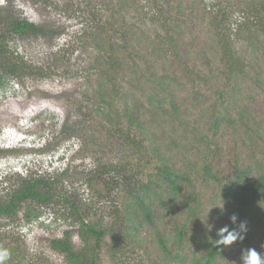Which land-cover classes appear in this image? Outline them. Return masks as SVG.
<instances>
[{
  "label": "rangeland",
  "instance_id": "374dc122",
  "mask_svg": "<svg viewBox=\"0 0 264 264\" xmlns=\"http://www.w3.org/2000/svg\"><path fill=\"white\" fill-rule=\"evenodd\" d=\"M262 1L0 0L6 20L48 31L17 35L0 21L1 64L24 61L20 76L0 77V200L30 180L55 189L51 204L28 199L0 215L5 264H70L51 244L67 233L88 264H193L233 213L247 221L246 238L222 246L213 264L264 251V191L248 213L235 198L264 170ZM222 37L243 67L231 82ZM19 131L45 139L44 154L1 149ZM24 154L39 171L6 175ZM161 169L173 171L176 193ZM79 215L104 230L101 240Z\"/></svg>",
  "mask_w": 264,
  "mask_h": 264
},
{
  "label": "trees",
  "instance_id": "16d2710c",
  "mask_svg": "<svg viewBox=\"0 0 264 264\" xmlns=\"http://www.w3.org/2000/svg\"><path fill=\"white\" fill-rule=\"evenodd\" d=\"M259 4H260L259 7L262 8V11H264V1H262L261 3L259 2ZM259 7H258V10H259ZM1 13H2V7H0V14ZM261 19H263V17ZM257 20H259V18ZM0 21L7 23L9 27V31L12 32L13 34L24 35V34H29V33H36V34L46 35L48 33L45 27L40 26L34 22H31L23 18L11 17L6 20L5 17L1 15ZM262 29L264 31V22L262 25ZM220 48H221V60L226 65L222 73L226 81L231 82L233 81L235 76H237L238 73L243 72V67H242V64L240 63L241 62L240 59L236 58V56L232 52V46L229 45V40L226 37H222L220 41ZM1 50H3V52L7 50L6 43H0V54H2ZM6 59L7 60L5 63L1 64L0 62V77L2 76L1 75L2 72L3 74H8L9 76H11V78L20 76V73H21L20 65L24 61L22 59L14 60V61L9 58H6ZM179 59H180V63L182 64L184 71H186L189 74H194L196 72V70H194V68H192L188 64L187 61L182 60L181 58ZM209 63H211V61H209L207 64ZM196 76H197L196 77L197 79H201L203 77V75L202 76L196 75ZM100 93H101L100 95L102 98L101 100H105L106 92L101 91ZM115 94H118L117 91H115ZM148 99L153 101L155 97L149 96ZM97 109L99 111V106L97 107ZM206 168H208V165ZM161 171L162 173L167 175V180L173 186L172 191L176 193L178 191L179 186L177 185L176 181L172 179L173 171L171 172L168 169H161ZM244 173H246V171ZM243 175L244 174L242 173L241 177ZM263 191H264V170L260 171L259 180L254 186L253 191L251 192L250 195H248L247 197H245L242 194L235 195L236 202L240 206L239 207L240 210L242 208L243 212L248 213L249 209L251 208V205H254L257 202V198L261 195ZM28 199L39 201L41 204H51L52 202H54L55 189L53 188L51 181H48L45 178H40L37 180H30V181L25 182L19 189H17L11 195L9 199H7V201L6 199L0 200V215L15 214L18 210V207L24 201H27ZM190 210L194 211V208H191ZM150 215H151L150 213H146V216L148 219H150ZM79 217L81 218L82 225L86 228L85 234L87 236L95 235L99 240L103 238L105 234L104 230L96 229L93 225H90L88 222H86L81 215H79ZM183 232H184L183 229H180L178 231V243H181L183 240ZM51 244L54 249L65 253V255L67 256V260L70 264H88V259L85 256V252L84 251L76 252L73 249V245L69 239L68 233L65 239H52ZM160 244L164 248V250L167 251L166 240L163 238H160ZM223 252L224 251H223L222 245H216V241H215L212 247L208 248L207 254L204 257L195 259L193 264H213L215 261L216 255L221 254Z\"/></svg>",
  "mask_w": 264,
  "mask_h": 264
},
{
  "label": "clouds",
  "instance_id": "9594fccd",
  "mask_svg": "<svg viewBox=\"0 0 264 264\" xmlns=\"http://www.w3.org/2000/svg\"><path fill=\"white\" fill-rule=\"evenodd\" d=\"M20 126L23 127V129H28L30 127V124L28 122L25 123L20 122ZM8 137L11 136V134L7 133ZM14 134V132L12 133ZM3 138V137H2ZM6 142L4 144V148L1 149L4 150H19V149H33L35 148L36 151L32 152L35 154V156H41L44 154L45 146L47 145V141L45 139L40 140L37 142L35 134H29L27 132L19 131L15 135L11 136V139L7 140L6 135ZM14 139V140H12ZM23 142L27 144H22ZM31 155V154H30ZM21 157V156H19ZM23 158H18L20 163L17 162L16 165H12L10 171H5L6 175H9L10 177L15 173H26L29 174L31 172H34L36 170L39 171L41 168V165L39 163V160L32 159V162L28 160L27 154H24L22 156ZM31 158V157H30ZM58 162L62 161L63 159L57 158ZM223 211V207L221 208ZM229 222L223 224L221 227L216 229V236L217 239L216 245H222L224 247H230L237 242H243L246 238V234L248 232V226L247 221H239L238 222V215L233 213L231 216H229ZM209 226H211L209 228ZM207 227L209 229L213 228L214 225L208 224ZM261 248L264 249V245H261ZM10 252L7 249H0V264H5V262L10 258ZM239 264H264V251H257L256 248L249 247L246 249H241V253L239 256Z\"/></svg>",
  "mask_w": 264,
  "mask_h": 264
},
{
  "label": "bare ground",
  "instance_id": "6f19581e",
  "mask_svg": "<svg viewBox=\"0 0 264 264\" xmlns=\"http://www.w3.org/2000/svg\"><path fill=\"white\" fill-rule=\"evenodd\" d=\"M7 137H8V134H7Z\"/></svg>",
  "mask_w": 264,
  "mask_h": 264
}]
</instances>
